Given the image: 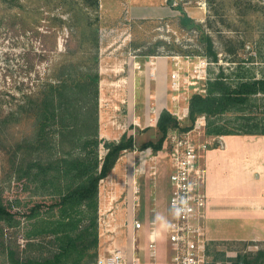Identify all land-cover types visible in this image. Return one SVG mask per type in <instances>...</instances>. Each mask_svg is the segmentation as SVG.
Returning a JSON list of instances; mask_svg holds the SVG:
<instances>
[{
    "label": "rangeland",
    "instance_id": "obj_1",
    "mask_svg": "<svg viewBox=\"0 0 264 264\" xmlns=\"http://www.w3.org/2000/svg\"><path fill=\"white\" fill-rule=\"evenodd\" d=\"M154 1L98 0L99 6L94 9L83 0H0V198L7 208L18 213L16 219L19 221L14 226L0 223V264H7L4 256L7 247L21 256L39 255V247H36L39 243L34 241L36 243L29 247L25 240L30 227L24 214L34 203L48 202L52 196L44 176L19 181L17 169L32 162L44 165L76 157L78 152L72 142L83 134H93L94 117L97 136L102 142L118 139L124 132L133 134L128 128L134 120L131 121L125 111V82H118L125 76V57L146 53L147 47H153L158 56L147 60L174 58L177 63L174 71L179 75L177 92L160 91L157 98L151 81L146 96L136 97V114L143 115L146 110L152 113L149 121L133 122L140 129L139 145L158 139L150 122L154 119L153 112L165 111L164 104L172 106V112L178 113L173 117L184 124L187 118L183 114H187L191 96H204L210 79L222 74L227 82L235 83L241 78L263 75L264 0H210V3L206 0H164L163 6L170 5L175 10L171 18L143 20L141 24L142 20L127 18L128 4L144 6L163 0ZM177 9H182L199 28L184 26L179 21L181 13ZM87 34L96 37V46ZM206 36L212 40L216 62L204 56L207 44L204 41L201 44L200 39ZM141 45L144 50L135 49ZM94 74L99 76L97 103L93 100L92 88L84 87V82L88 81L86 77ZM65 85L70 86L66 95L73 101L68 108L61 103L58 92H63ZM50 100L55 118L44 124L47 126L39 140L40 128L50 114L45 112L44 103ZM246 113L264 121V97L253 98ZM237 116L235 112H228L210 122L232 130L237 125ZM207 124L204 117H199L185 137L184 133L172 130L160 152H170L176 140L186 138L195 145H206L203 152L200 150L202 158L209 148L220 146L215 140L207 144L204 135ZM67 131H72V135ZM247 137L245 142L254 149L253 160L264 164V138ZM258 138H262L261 142L252 146ZM237 142L233 146L235 150L246 149ZM24 144L36 148H20L12 156L15 147ZM98 155L99 158L105 155L103 143ZM168 174L167 163V196ZM100 188L98 199H103L109 190L101 182ZM164 205L169 211L167 202ZM253 237H258L257 233L250 234L248 230L242 235L237 233L206 241L204 264H236L240 258H246L250 264H264V256L259 255L264 253L261 239L264 236L251 241ZM164 242L165 247L158 249L161 258H157V264H171V248L167 241Z\"/></svg>",
    "mask_w": 264,
    "mask_h": 264
},
{
    "label": "crops",
    "instance_id": "obj_2",
    "mask_svg": "<svg viewBox=\"0 0 264 264\" xmlns=\"http://www.w3.org/2000/svg\"><path fill=\"white\" fill-rule=\"evenodd\" d=\"M165 1L144 6L128 4L127 18L133 20L171 18L175 10L170 5L163 6ZM196 17L200 15L196 14ZM138 54L133 53L131 57H125V76L118 82L122 84L125 82V111L128 118L134 120L133 122L143 123L150 120L152 113L146 110L143 115L136 114V97H139V94L146 96L151 81L156 88L157 98L160 91L167 93L170 90L172 93L173 83L170 75L177 63L174 58L147 60ZM162 108L173 115L172 106L164 104ZM161 111L153 112L154 119L150 122L153 128H156ZM133 122H130L132 125H129L128 129L133 131L136 149L129 153L125 151V155L118 159L108 177L101 181L109 190L105 199L101 197L98 199L100 230L97 262L103 261V264L116 255L120 258V264H151L150 262L157 264V258H161L158 249L165 247L164 241H167L164 224L170 213L166 210L167 206L164 207L168 202L166 154L160 151L153 154L150 149L137 150L140 129L137 128L138 124ZM133 124L136 126L133 127ZM122 135L118 139L108 141L117 142ZM219 138L220 141L214 137H207L208 144L215 140L214 142L220 146L209 148L201 158V163L206 169L207 201L202 220L204 236L207 241H214L220 236L230 237L237 233L242 235L249 230L250 234L257 233L258 236L253 237L251 241L258 240L264 236V164L253 160L254 149L245 142L247 136ZM261 139H256L252 146L256 147ZM235 142L242 143L246 149L235 150L233 147ZM98 192L101 194V188ZM135 221L141 223L138 230L134 227ZM154 229L159 236L155 238L156 251L153 259L151 245L154 243L152 235ZM261 239L264 241V237Z\"/></svg>",
    "mask_w": 264,
    "mask_h": 264
},
{
    "label": "trees",
    "instance_id": "obj_3",
    "mask_svg": "<svg viewBox=\"0 0 264 264\" xmlns=\"http://www.w3.org/2000/svg\"><path fill=\"white\" fill-rule=\"evenodd\" d=\"M84 4L91 8H98V0H83ZM210 3V0H206ZM179 21L185 26L198 27L182 9ZM144 23V21L139 22ZM197 24V25H196ZM89 35V36H88ZM97 45L96 37L87 34V38ZM207 47L204 48V56L213 62L217 61L212 40L209 37L200 39ZM132 46V44H131ZM146 46V45H145ZM202 46V45H201ZM156 47V46H155ZM145 49L143 45L135 48ZM146 59L158 56L156 48L147 47L146 53H139ZM84 87L92 88L93 100L97 103V87L99 83L98 74L86 77ZM83 83V84H84ZM63 92L58 90L61 103L64 107H70L72 100L69 99L70 86L65 85ZM83 90V86L80 87ZM57 94L56 90H52ZM261 95L264 97V73L260 78H241L235 83H229L219 75L207 82L206 94L191 96L187 107V119L181 124L168 111H162L156 124V141H148L139 145L137 150L150 149L153 154L162 150L163 145L172 130L187 133L192 130L196 120L204 117L208 124L205 129L207 137L221 136H255L264 137V121L248 115L247 110L253 98ZM53 98V97H51ZM63 100V101H62ZM51 102V103H50ZM44 103L46 113H50L40 128L39 140L42 139L44 125L55 118L52 109L53 102ZM228 112L238 114L235 129L226 126H214L210 119L218 118ZM61 125V123H60ZM87 128V125H85ZM231 128V127H230ZM93 134L76 137L72 144L78 152L76 157L70 159H58L55 162L42 165L38 162L28 163L23 169H17L18 180L43 177L48 181L47 190H52L50 201L34 203L24 214L25 222L30 227V234L25 236L27 245L39 243V255L28 257L21 256L12 247L5 248L4 256L7 264H95L98 249V191L99 183L108 177L118 159L125 151L136 149L133 135L123 134L119 141H104L97 136V120L94 117ZM131 130V129H130ZM72 135V131H67ZM103 143L105 155L99 158L98 149ZM20 148L35 149L30 144L18 145L13 150L12 156L17 154ZM37 172V173H34ZM45 183V182H44ZM18 213L7 208L0 198V223L5 222L12 226L18 224L16 219ZM17 222V223H16ZM32 241V242H31ZM36 241V242H34ZM42 245V247H41ZM41 248V249H40ZM264 256V253H259ZM243 264H250L246 258H240Z\"/></svg>",
    "mask_w": 264,
    "mask_h": 264
},
{
    "label": "built area",
    "instance_id": "obj_4",
    "mask_svg": "<svg viewBox=\"0 0 264 264\" xmlns=\"http://www.w3.org/2000/svg\"><path fill=\"white\" fill-rule=\"evenodd\" d=\"M172 89L179 90V75L174 71L170 75ZM177 116L178 113H173ZM187 117V114H183ZM184 133L183 136H187ZM182 136V135H181ZM180 136V137H181ZM182 136V137H183ZM180 139V138H179ZM208 144V143H207ZM205 144H198L186 138L176 140L170 152H166L169 166L168 174V208L169 219L164 224L166 240L171 248V264H204L205 242L203 217L207 201L206 169L201 163L200 150H205ZM135 229L141 228L139 221L134 222ZM152 254L155 258V238L158 232L152 231ZM116 255L104 264H120ZM98 264H103L99 261ZM122 264V263H121Z\"/></svg>",
    "mask_w": 264,
    "mask_h": 264
},
{
    "label": "water",
    "instance_id": "obj_5",
    "mask_svg": "<svg viewBox=\"0 0 264 264\" xmlns=\"http://www.w3.org/2000/svg\"><path fill=\"white\" fill-rule=\"evenodd\" d=\"M239 264H243V263H239Z\"/></svg>",
    "mask_w": 264,
    "mask_h": 264
}]
</instances>
